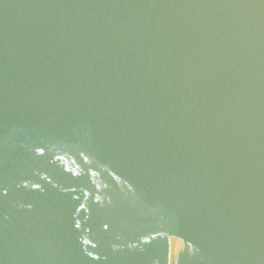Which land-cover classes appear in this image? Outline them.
<instances>
[{
  "label": "water",
  "instance_id": "water-1",
  "mask_svg": "<svg viewBox=\"0 0 264 264\" xmlns=\"http://www.w3.org/2000/svg\"><path fill=\"white\" fill-rule=\"evenodd\" d=\"M0 264H264V0H0Z\"/></svg>",
  "mask_w": 264,
  "mask_h": 264
},
{
  "label": "snow or ice",
  "instance_id": "snow-or-ice-1",
  "mask_svg": "<svg viewBox=\"0 0 264 264\" xmlns=\"http://www.w3.org/2000/svg\"><path fill=\"white\" fill-rule=\"evenodd\" d=\"M77 227H79V225H77Z\"/></svg>",
  "mask_w": 264,
  "mask_h": 264
}]
</instances>
